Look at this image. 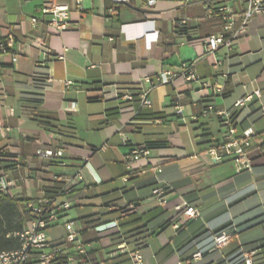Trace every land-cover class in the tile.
Listing matches in <instances>:
<instances>
[{
  "label": "crops",
  "instance_id": "obj_1",
  "mask_svg": "<svg viewBox=\"0 0 264 264\" xmlns=\"http://www.w3.org/2000/svg\"><path fill=\"white\" fill-rule=\"evenodd\" d=\"M218 2L240 15L245 8V0ZM49 3L69 5L68 30L50 33V15L42 11ZM114 7L118 11H110ZM223 26L205 0H158L154 6L147 0L117 6L111 0H0V43L7 47L0 50V151L6 169H21L15 175L18 196L50 197L60 186L55 171L80 168L84 181L70 197L72 208L100 197L97 204H85L95 208L87 214L70 218L68 210L48 230L50 240L64 239V222L75 220L92 264H124L110 257L124 241L130 250L142 243L146 264H245L240 255L250 249L256 250V264H264V125L254 127L264 119V13L250 21L245 36L216 66L203 39ZM189 62L203 81L221 90L177 76L152 89V105L142 106L147 77L181 73ZM39 83L46 84L43 91ZM235 89L239 93L227 100ZM257 89L261 97L254 95L239 111L241 127L259 133L253 168L239 169L230 158L215 162L208 149L222 136L216 113L204 116V109H229ZM126 92L133 100L120 102L118 95ZM180 94L183 115L174 107ZM125 132L132 145L150 147L130 169L125 161L130 147L121 145ZM64 144L70 147L60 162L36 155L39 148ZM103 145L87 162L81 160ZM157 187L166 189L167 203L154 197ZM184 202L202 216L178 229L175 207ZM105 223L112 228L97 231ZM227 226H236L238 234L210 251L214 233ZM197 251L203 256L193 261Z\"/></svg>",
  "mask_w": 264,
  "mask_h": 264
},
{
  "label": "built area",
  "instance_id": "obj_2",
  "mask_svg": "<svg viewBox=\"0 0 264 264\" xmlns=\"http://www.w3.org/2000/svg\"><path fill=\"white\" fill-rule=\"evenodd\" d=\"M117 5L127 3L128 0H111ZM193 1V0H187ZM158 0H147L149 6H154ZM209 4V14L219 15L224 23L223 30L207 36L203 39V44L207 53L214 57L215 65L221 66L229 57L234 48V42L245 36L250 21L257 15L264 13V0H245V8L240 15L235 9L226 3H219L218 0H205ZM43 13L49 14L48 28L52 34H60L70 27V7L68 4L54 3L46 4ZM110 11H118V7L111 8ZM31 21L36 23L38 19L32 17ZM182 27L187 26V20L180 22ZM0 50L6 52L7 47L0 43ZM183 77L186 81L202 82L203 88L220 91V85H213L210 81H203L195 70L194 62L185 63L181 73L175 71H164L155 79L147 77L146 81L149 87L142 92V106L150 107L152 100L149 96L152 89L159 85L170 83L175 77ZM254 95L261 97V90H255L254 94H248L239 98L229 109L215 110L214 106H208L204 109L203 115L213 111L216 113L220 123V133L222 141L208 149L214 157L215 162H221L225 158L232 159L239 169H252L257 157L254 155V138L259 133L253 127H241L240 109L246 107L252 102ZM120 102L132 101L131 92L118 95ZM183 97L178 95L174 99V107L177 114L183 115ZM263 111V110H262ZM241 128V129H240ZM240 129V131H239ZM122 143L129 146L125 154L126 166L131 168L133 161L147 155L150 147L146 144L132 145L130 139L123 134ZM69 145L57 147L47 146L36 150V155L48 159L52 162H60L65 157L66 149ZM105 146L92 149L88 154L81 157L83 162L89 160V156L97 151H103ZM20 167L15 165L11 169H6L2 160L0 151V199L4 196H18L17 181L15 175L20 171ZM54 179L60 183L55 193L50 197L39 199H30L26 204V209L30 212L31 218L28 219L22 229L7 233V237L19 239L21 245L10 250L0 251V264H92L89 258V250L82 239L83 227L75 220L64 222L65 238L50 240L48 230L58 224L64 217L65 213L72 208L70 197L76 191L77 187L84 181V176L80 168L72 171H55ZM166 189L157 187L153 190V195L160 203H167L165 197ZM177 212L175 228H181L187 222L202 216L201 211L194 205L184 202L175 207ZM112 223H105L96 229L102 232L111 229ZM236 226H229L219 230L213 235L214 248L210 251L220 248L227 244L233 237L238 234ZM141 242H136L133 250L128 249L127 242L124 241L117 245L110 252V257L115 258L119 255L126 254L132 264H146L145 257L140 248ZM255 249H250L240 255V259L245 264H255ZM203 253L197 251L193 254L192 260L197 261L202 258ZM228 263V262H225Z\"/></svg>",
  "mask_w": 264,
  "mask_h": 264
},
{
  "label": "trees",
  "instance_id": "obj_3",
  "mask_svg": "<svg viewBox=\"0 0 264 264\" xmlns=\"http://www.w3.org/2000/svg\"><path fill=\"white\" fill-rule=\"evenodd\" d=\"M45 87L46 84L39 83V88L41 91H43ZM227 93L229 92H226V94ZM39 94L42 95V92ZM40 123L58 127L57 123L55 124L50 121L40 120ZM29 200L30 199L27 198L26 195H22L20 197L7 195L0 199V251L14 249L21 245L19 239L7 237V233L22 229L26 221L31 218L30 212L26 209V204ZM260 247L264 250V240L260 243ZM111 260H119L124 264H131V260L126 254L111 258Z\"/></svg>",
  "mask_w": 264,
  "mask_h": 264
},
{
  "label": "rangeland",
  "instance_id": "obj_4",
  "mask_svg": "<svg viewBox=\"0 0 264 264\" xmlns=\"http://www.w3.org/2000/svg\"><path fill=\"white\" fill-rule=\"evenodd\" d=\"M249 56L252 58V57H254L255 56V53H250L249 54ZM239 90L240 89H238V90H236L235 89V91L232 93V95H231V97L229 96L228 97V99L227 100H229V101H231L232 100V98L233 97H235L236 96V94L237 93H239ZM185 109V107L183 106V110ZM216 125H217V128H219L220 129V123H219V120H218V118H217V120H216ZM263 125H264V119H262V120H258L255 124H254V127H256V128H258V129H261L262 127H263ZM125 135L129 138V136H128V134L125 132ZM121 145H122V148H126L124 145H123V143H121ZM95 164V163H94ZM114 171H116V170H114ZM91 195H92V193H91ZM100 202V197H95V198H92V199H86L85 201H84V205L83 206H80V207H73V208H71L68 212H69V216H70V218H77L78 216H79V214H87L88 213V211H94L95 210V208L94 207H92V206H86L85 204H87V203H99Z\"/></svg>",
  "mask_w": 264,
  "mask_h": 264
}]
</instances>
